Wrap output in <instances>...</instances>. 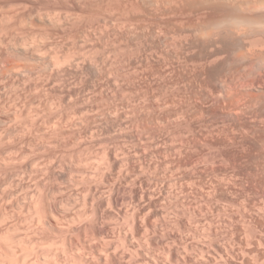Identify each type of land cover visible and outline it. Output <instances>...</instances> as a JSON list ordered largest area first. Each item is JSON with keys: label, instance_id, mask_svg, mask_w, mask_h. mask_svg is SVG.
Segmentation results:
<instances>
[{"label": "rangeland", "instance_id": "1", "mask_svg": "<svg viewBox=\"0 0 264 264\" xmlns=\"http://www.w3.org/2000/svg\"><path fill=\"white\" fill-rule=\"evenodd\" d=\"M0 80V264H264V0H0Z\"/></svg>", "mask_w": 264, "mask_h": 264}, {"label": "bare ground", "instance_id": "2", "mask_svg": "<svg viewBox=\"0 0 264 264\" xmlns=\"http://www.w3.org/2000/svg\"><path fill=\"white\" fill-rule=\"evenodd\" d=\"M50 57H51V56H50ZM50 57H49V58H50ZM36 58H37V57H36ZM39 58H40V57H39ZM49 58H48V59H49ZM41 59H42V58H41ZM46 59H47V58H46ZM39 60H40V59H39ZM76 60H77V59H76ZM53 61H56V62H57V60H53ZM73 61H74V60H73ZM42 62H43V61H42ZM42 62H41V63H42ZM51 62H52V61H51ZM51 62H50V63H51ZM47 63H48V62H47ZM53 64L55 65V62H53ZM58 64H59V62L57 63V66H56V65L53 66V68L56 67L57 71H58V69H60V68H58V67L61 66V65L58 66ZM47 65H48V64H47ZM68 65H70V64H68ZM20 66H21V65H20ZM20 66H19V67H20ZM13 67H14V66H13ZM22 67H23V66H22ZM25 67H26V66H25ZM28 67H29V66H27V68H28ZM45 67H46V66H45ZM11 68H12V67H11ZM15 68H16V67H15ZM43 68H44V67H43ZM46 68H48V67H46ZM51 68H52V67H51ZM5 69H6V68H5ZM23 69H25V68H23ZM29 69H30V67L28 68V72H29ZM32 69H33V68H32ZM6 70H7V69H6ZM6 70H5V72L9 71V69H8L7 71H6ZM10 70L13 71V69H10ZM25 70H26V69H25ZM36 70H37V69H36ZM12 71H11V72H12ZM14 71H15V69H14ZM14 71H13V72H14ZM18 71H19V69H18ZM20 71L22 72V70H20ZM26 71H27V70H26ZM26 71H25V72H26ZM40 71H41V70H40ZM3 72H4V71H3ZM13 72H12V73H13ZM25 72H24L23 74H25ZM31 72H32V71H31V69H30V73H31ZM33 72H35V70H33ZM45 72H46V71H45ZM7 73H8V72H7ZM18 73H19V72H18ZM30 73H28V74H30ZM50 73H52V72H50ZM2 74H3V73H2ZM5 74H6V73H5ZM15 74H16V73H15ZM20 74H21V73H20ZM20 74H19V75H20ZM23 74H21V75H23ZM8 75H9V74H8ZM25 75H27V73H26ZM47 75H48V74H47ZM9 76H10V75H9ZM16 76H17V75H16ZM28 77H29V76H28ZM1 78H2V77H1ZM5 78H6V77H5ZM5 78H4V79H5ZM9 78H10V77H9ZM11 78H12V77H11ZM36 80H37V79H36ZM0 81H1V80H0ZM6 151H7V150H6ZM0 159H1V158H0ZM4 164H5V163H4ZM43 164H44V162H43ZM45 164H46V163H45ZM45 164H44V165H45ZM47 164H48V162H47ZM32 167H33V166H32ZM37 168H38V167H36L35 169H37ZM35 169L33 168L32 171H34ZM38 169H39V168H38ZM40 169H41V168H40ZM45 169H47V168H45ZM42 170H43V168H42ZM29 171L31 172V170H29ZM34 172H35V171H34ZM6 183H7V182H6ZM4 193H5V191H4ZM1 194H3V193H1ZM6 197H7V196H6ZM4 198H5V197L3 196V198L1 199V201H4V200H3ZM6 199H7V198H6ZM52 205H53L54 211H57V208H58V207H57V204L54 202V204H52ZM53 215H54V214H53ZM39 217H40V216H39ZM54 217H55V216H54ZM40 219H41V218H40ZM40 219H38V220H40ZM39 222H40V221H39ZM0 234H1V233H0ZM3 234H4V233H3ZM6 234H7V233H6ZM4 235H5V234H4ZM2 236H3V235H2ZM6 237H7V236H6ZM2 239H3V240H4V239L6 240V241L4 242V244H3L4 247L6 248L5 251H9V252H11V253H14V251H15L14 248H15V247H13V245H12L13 243H12L11 241H9V240L7 241V239H9V238L7 237V239H6V238H2ZM9 242H11V243H9ZM0 245H1V244H0ZM14 245H15V243H14ZM2 252H3V251H2ZM3 253H4V252H3ZM6 253H7V252H6ZM6 253H5V254H6ZM9 254H10V253H9ZM7 255H8V254H7ZM1 256H2V255H1ZM1 256H0V257H1ZM47 263L49 264V262H47ZM51 263H52V261H51ZM52 264H57V262L54 261Z\"/></svg>", "mask_w": 264, "mask_h": 264}]
</instances>
